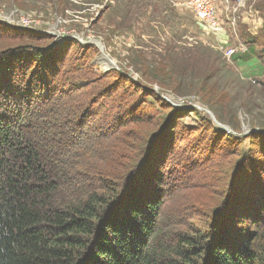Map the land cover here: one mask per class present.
<instances>
[{"label": "trees", "instance_id": "obj_1", "mask_svg": "<svg viewBox=\"0 0 264 264\" xmlns=\"http://www.w3.org/2000/svg\"><path fill=\"white\" fill-rule=\"evenodd\" d=\"M255 8L263 28L246 41L264 64V0ZM0 27V264H264V134L230 152L217 197L193 200L200 172L164 180L180 110L156 123L125 77L94 79L84 58L64 67L67 43L60 53L39 45L49 35ZM200 94L234 122L226 92ZM219 132L212 154L230 135Z\"/></svg>", "mask_w": 264, "mask_h": 264}, {"label": "rangeland", "instance_id": "obj_2", "mask_svg": "<svg viewBox=\"0 0 264 264\" xmlns=\"http://www.w3.org/2000/svg\"><path fill=\"white\" fill-rule=\"evenodd\" d=\"M186 2L180 7L173 0H0V10L8 15H26L37 27L49 31L50 41L41 46L52 44L51 49L60 48L62 53L61 47L67 43L64 67L84 58L94 79L106 76V83H111L113 78L125 77L122 84L131 87L127 95L137 87L136 109L140 114H151L154 122L163 124V118L170 117L172 111L168 106L174 108L175 104L180 110L172 125L175 132L171 137L169 133L161 136L165 141L174 139L171 149H166L169 159L163 166L164 180L169 181L172 171L185 170L187 175L200 172L203 179L193 182L194 189L187 194L193 200H205L217 197V189L229 175L228 164L237 161L230 152L251 148L249 131L264 129V64L259 53V70H254L257 67L253 63H241L249 62L254 53L251 57L239 55L240 63L238 57L229 58L228 51L214 46L203 33L202 24H208L195 20ZM252 2L256 5L257 0ZM95 40L101 42L104 52L93 43ZM22 42L28 40L16 43ZM105 57L115 65L113 69L104 66ZM213 85L228 95L234 122L215 120L229 131L199 108L210 111L202 103L200 91ZM140 128L146 135L160 131L147 124ZM219 130L230 135L220 142L223 151L212 154L207 143L213 132L221 133ZM179 198L170 210L183 205L185 200Z\"/></svg>", "mask_w": 264, "mask_h": 264}, {"label": "crops", "instance_id": "obj_3", "mask_svg": "<svg viewBox=\"0 0 264 264\" xmlns=\"http://www.w3.org/2000/svg\"><path fill=\"white\" fill-rule=\"evenodd\" d=\"M186 0H173V2L182 7ZM253 1V0H252ZM251 0H241L242 3H237L236 0H213L218 10V27L213 28L202 24L203 33L213 41L214 46L219 48L224 53L232 50L238 57V62L242 59L241 56H252L249 62L242 65L253 63L259 70L258 47L250 45L246 41L247 36L256 37L263 27V19L256 10L255 5ZM242 4V5H241ZM193 16V15H192ZM195 20V16H193ZM257 49V50H256Z\"/></svg>", "mask_w": 264, "mask_h": 264}, {"label": "built area", "instance_id": "obj_4", "mask_svg": "<svg viewBox=\"0 0 264 264\" xmlns=\"http://www.w3.org/2000/svg\"><path fill=\"white\" fill-rule=\"evenodd\" d=\"M240 3L241 0H236ZM186 6L192 13H194L196 19L201 23H206L211 27H218V10L213 0H187ZM0 23L10 28L19 30L32 29L42 35H49L50 32L40 27H37L36 22L26 15H8L3 10H0ZM234 54V51L229 50L227 56L230 58Z\"/></svg>", "mask_w": 264, "mask_h": 264}, {"label": "water", "instance_id": "obj_5", "mask_svg": "<svg viewBox=\"0 0 264 264\" xmlns=\"http://www.w3.org/2000/svg\"><path fill=\"white\" fill-rule=\"evenodd\" d=\"M78 39H80V38H78ZM80 40H81V39H80ZM81 42H83V41L81 40ZM89 43H91V42H89ZM93 43H96L98 46H100L101 51L104 52V46L101 44L100 41L95 40V41H93ZM105 58L109 61L108 57H105ZM110 62H111V61H110ZM111 65L113 66L114 64L111 62ZM114 67H115V65L113 66V68H114ZM113 68H112V69H113ZM171 104H172V103H171ZM172 105L176 107L175 104H172ZM199 108H200L201 110L205 111V113H207L208 115H210V116L212 117V119L215 121V123H216L221 129L226 130V131H229V128H228L227 126L222 125V124L218 123V122L215 120V117L213 116V114H212L210 111L205 110V109H203V108H201V107H199ZM253 133H255V134H259V133H260V134H264V130H263V129H253V130L249 131L248 134H253Z\"/></svg>", "mask_w": 264, "mask_h": 264}, {"label": "bare ground", "instance_id": "obj_6", "mask_svg": "<svg viewBox=\"0 0 264 264\" xmlns=\"http://www.w3.org/2000/svg\"><path fill=\"white\" fill-rule=\"evenodd\" d=\"M104 59H105V60L102 61V62H106V65H104V66L106 67V69H108V67H110V69H112L113 66L111 65V62H109L106 58H104ZM107 63H108L110 66H109ZM103 64H104V63H103ZM103 64H102V65H103Z\"/></svg>", "mask_w": 264, "mask_h": 264}]
</instances>
